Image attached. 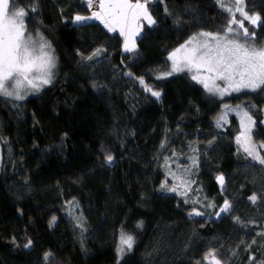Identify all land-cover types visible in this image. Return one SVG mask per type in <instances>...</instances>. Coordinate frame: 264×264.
<instances>
[{
  "label": "trees",
  "instance_id": "16d2710c",
  "mask_svg": "<svg viewBox=\"0 0 264 264\" xmlns=\"http://www.w3.org/2000/svg\"><path fill=\"white\" fill-rule=\"evenodd\" d=\"M142 1L156 24L125 52L100 21L73 22L91 15L87 0H17L58 76L38 95L0 97V264H264V165L237 142L235 119L218 126L226 104L249 107L251 144L264 145V90L223 101L186 71L160 76L170 52L232 17L217 0ZM244 6L264 21V0ZM225 7L235 11L234 0ZM245 26L264 46V22ZM225 200L231 209L217 217ZM121 232L135 243L120 256Z\"/></svg>",
  "mask_w": 264,
  "mask_h": 264
},
{
  "label": "snow or ice",
  "instance_id": "6c2138e0",
  "mask_svg": "<svg viewBox=\"0 0 264 264\" xmlns=\"http://www.w3.org/2000/svg\"><path fill=\"white\" fill-rule=\"evenodd\" d=\"M227 2L228 0H217L221 9L232 17L226 29L222 33L200 32L189 37L169 54L168 59L172 62L171 70L162 75L187 71L191 74L192 80L203 85L206 92L221 97L244 89L264 90V46H256L254 33H250L249 28L245 26V21L251 25L264 21L260 14H250L246 10L244 0H234L235 11L232 7H225ZM16 3L17 0H0V97L23 100L29 92H39L44 86L53 82L56 58L51 45L43 37L37 34L34 38L27 32V12L25 9L14 10ZM87 3L90 9L98 7V10L92 11L90 16L76 15L73 22L79 24L98 20L109 32L119 30L120 35L124 37L125 52L136 51L135 39L142 34L139 27L141 20H146L150 27L156 24L148 11L147 4L141 3L140 0H136L135 3L131 0H87ZM235 13H239L243 19L238 20ZM99 51L98 49L87 59L91 60ZM217 81H222L223 86ZM140 83L144 84L143 79ZM145 90L151 91L155 97L160 96L159 92L152 91L147 86ZM225 108L227 109L228 106L225 105ZM219 119L224 120V115L222 114ZM245 119L252 122L247 111H243L242 127ZM250 134V128H245L242 132L247 139H250ZM237 142H240L239 136ZM257 147L264 145L249 144L244 147V151L253 160L264 165V157L256 151ZM105 160L111 164L113 157L109 154ZM195 163L193 160V165ZM217 180L223 185V176H218ZM165 186L161 185L162 188ZM170 190L175 192L176 188ZM249 199L255 202L256 197L253 195ZM208 207L214 205L209 204ZM230 209L229 202L225 200L223 207L216 213L217 217L229 212ZM189 215L201 216L203 213L194 208ZM54 221L55 217H53ZM134 243L133 235L121 232L118 252L131 251ZM30 244L31 241L25 247ZM50 255L46 253L45 260ZM209 257L215 259L214 253L210 252L205 259ZM215 264L220 262L216 260Z\"/></svg>",
  "mask_w": 264,
  "mask_h": 264
},
{
  "label": "rangeland",
  "instance_id": "374dc122",
  "mask_svg": "<svg viewBox=\"0 0 264 264\" xmlns=\"http://www.w3.org/2000/svg\"><path fill=\"white\" fill-rule=\"evenodd\" d=\"M146 3V2H145ZM14 10H19L18 8L16 9H14ZM152 18H153V16H152ZM154 19V18H153ZM145 24H147V21L146 20H144L143 21ZM56 30L57 31H59L60 33H62L63 34V36L65 37V38H67L68 39V41H70L71 43L74 41L73 39H75V37H71L70 36V34H69V32H68V30H65L63 27H62V24L60 23V25L59 26H57L56 27ZM225 30V29H224ZM223 30V31H224ZM222 31V32H223ZM30 34V33H29ZM32 35V34H31ZM34 38L36 37V36H34V35H32ZM45 41H47L45 38H43ZM136 40H137V38L135 39V46H136ZM48 44H50L49 42H47ZM183 44V43H182ZM51 49H52V52H53V54L55 55V58H56V54L54 53V50H53V48H52V46H51ZM174 51V50H173ZM172 51V52H173ZM171 53V52H170ZM169 53V54H170ZM169 56V55H168ZM168 56H167V58H168ZM171 65H172V62L168 59V70L167 71H165V72H163V73H167V72H169L170 70H171ZM57 72H58V63H57V60H56V68L54 69V79H53V81L56 79V77L58 76V74H57ZM187 72V71H186ZM162 73V74H163ZM188 74H189V76H190V78H191V74L189 73V72H187ZM160 75V76H162V77H170V75ZM174 74H177V73H174ZM217 83H219V84H221V86H223V82L222 81H217ZM52 84V83H51ZM51 84L50 85H47V86H44L39 92H29L27 95H26V97H25V99L26 98H29V97H31V96H35V95H38V94H40L45 88H47V87H49V86H51ZM199 84V83H198ZM202 88H204L203 87V85L202 84H199ZM259 90V89H258ZM246 92H257V90L256 91H252V90H248V89H244V90H241L240 92H232V93H230V94H226L225 96H223V97H221V96H219V95H215L218 99H221V100H223V101H225V99H228V98H232V97H236V95H240V94H244V93H246ZM211 95H213V94H211ZM214 96V95H213ZM7 99H9V98H7ZM14 100V99H13ZM24 100V99H23ZM16 101H21V100H16ZM227 106H228V108L226 109V108H224L225 110H224V112H223V115H224V120H220V122L218 123V125L220 126V125H224V126H227V125H230V123H231V119H235L236 120V123H237V127H238V130H239V134H238V136L240 137V142H241V144H242V147L244 148V147H247V146H249V144H251V140L250 139H247L244 135H242V132L245 130V128H250L251 129V127H252V124H253V119H252V122H249V121H247L246 119L244 120V127H242V124H241V120H242V118H243V111H247L248 112V114L251 116V114H250V110H251V108H249V107H245V106H242V105H240L239 107L238 106H232V105H229V104H226ZM226 121V122H225ZM252 130V129H251ZM0 155H1V152H0ZM1 163V162H0ZM191 170V168H188V169H186L185 170V172H180V174H183L184 175V177L186 178V179H182L181 180V182H182V187L186 190L187 188H189V184H190V178H189V173L191 172L190 171ZM217 182H218V180H217ZM219 183V182H218ZM219 185H221L220 183H219ZM221 186H223V185H221ZM71 213L73 214V215H77V210H76V208L75 207H72L71 208ZM119 244H120V240H119ZM118 254H120V256L121 255H124L125 254V251L123 252V253H119L118 252Z\"/></svg>",
  "mask_w": 264,
  "mask_h": 264
},
{
  "label": "crops",
  "instance_id": "0c3cea01",
  "mask_svg": "<svg viewBox=\"0 0 264 264\" xmlns=\"http://www.w3.org/2000/svg\"><path fill=\"white\" fill-rule=\"evenodd\" d=\"M131 2H132V3H135L136 0L131 1ZM140 2H141V3H145V2L142 1V0H140ZM143 21H144V20H141V21L139 22V27H140L141 31H142V25L145 24ZM116 32L119 33V30H117ZM119 34H120V33H119ZM120 36H121V35H120ZM121 37H122V36H121ZM122 39H124V37H122Z\"/></svg>",
  "mask_w": 264,
  "mask_h": 264
},
{
  "label": "built area",
  "instance_id": "2783aa9c",
  "mask_svg": "<svg viewBox=\"0 0 264 264\" xmlns=\"http://www.w3.org/2000/svg\"><path fill=\"white\" fill-rule=\"evenodd\" d=\"M88 8H89V6H88ZM94 10H98V7L97 8H89V11L92 13V11H94Z\"/></svg>",
  "mask_w": 264,
  "mask_h": 264
}]
</instances>
